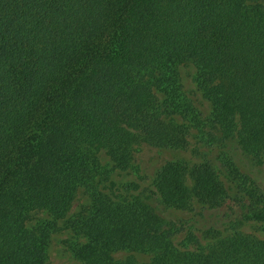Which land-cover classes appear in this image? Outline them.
<instances>
[{
	"label": "trees",
	"instance_id": "obj_1",
	"mask_svg": "<svg viewBox=\"0 0 264 264\" xmlns=\"http://www.w3.org/2000/svg\"><path fill=\"white\" fill-rule=\"evenodd\" d=\"M190 129L218 141V166L168 160L154 194L166 208L200 203L207 226L158 215L128 186L104 190L109 171L137 172L139 143L184 149ZM231 140L264 165V0H0V264H45L79 187L90 203L66 221L81 264H264V192L224 150ZM34 210L48 219L29 224ZM247 219L263 237L241 231Z\"/></svg>",
	"mask_w": 264,
	"mask_h": 264
},
{
	"label": "rangeland",
	"instance_id": "obj_2",
	"mask_svg": "<svg viewBox=\"0 0 264 264\" xmlns=\"http://www.w3.org/2000/svg\"><path fill=\"white\" fill-rule=\"evenodd\" d=\"M179 75L183 85V89L191 102L200 111L202 117L207 116L210 111V105L208 100L203 96L200 88L195 81V68L189 62H183L179 65ZM211 144L204 142L200 138L199 132L195 129H190L188 134V144L184 149L163 147L148 143H139L134 152L133 162L137 165V172L133 170H117L113 169L109 171L104 181L105 188L118 191L122 185L130 187L127 191L137 193L140 198L150 204L154 211L166 218L172 220H192L199 219L201 225L207 226L210 221V216L206 209H202L200 203L194 204V210H180L175 208H166L163 206L155 193L153 186V177L157 170L168 160L181 159L186 161L190 166L192 163L199 162L200 160L210 159L218 166L220 147L218 144ZM227 154L237 164L240 172L243 175L248 176L253 182H256L257 186L264 192V165L259 159H256L251 154L243 152L234 140L227 141L224 147ZM100 162L108 161V157L102 152H99ZM221 179L225 182L229 193H233L235 190L230 179H228L222 170L218 169ZM187 183L191 184L190 179H187ZM136 187V189H132ZM90 198L88 192L79 187L76 191L74 200L71 203L66 217L60 218L56 221L54 229L50 235V240L47 246V259L45 264H81V262L74 257L71 251V244L76 242L77 238L70 228V224L66 221V218L74 216L75 214L83 213L88 208ZM48 213L44 210H34L31 212L28 219L29 224L39 223L47 220ZM241 231L245 234L254 235L257 237H263L260 223L254 219H247L241 225ZM184 232L174 235L173 241L183 247ZM82 241L81 239H78ZM209 239L204 237L199 238L198 242L186 244L187 248H195L203 246L208 243ZM124 252L116 253V256H123ZM138 259H146V255L143 253H137Z\"/></svg>",
	"mask_w": 264,
	"mask_h": 264
}]
</instances>
